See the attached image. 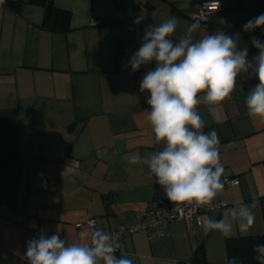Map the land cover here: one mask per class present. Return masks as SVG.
<instances>
[{
	"label": "crops",
	"instance_id": "0c3cea01",
	"mask_svg": "<svg viewBox=\"0 0 264 264\" xmlns=\"http://www.w3.org/2000/svg\"><path fill=\"white\" fill-rule=\"evenodd\" d=\"M202 1L211 0H53L71 13L63 32L41 28V6L23 2L15 12L0 3V264L28 262L27 242L41 234L76 242L88 230L76 223L95 219L108 231L141 217L154 197H166L146 164L129 162L162 147L144 119L147 93L139 88L156 65L133 72L128 62L148 25L175 18L172 39L178 42L196 22L192 15ZM217 1L221 10L200 23L194 39L223 31L248 48L251 60L258 54L252 38L264 42V26L250 32L243 26L264 14V0ZM258 83L241 74L231 99L198 108L204 131L218 133L224 176L239 179L219 196L220 209L201 214L191 228L173 221L167 238L151 239L144 231L127 235L118 258L194 264L192 253L203 245L208 264H228L227 238L203 223L221 218L225 208L251 204L254 196L249 235L264 234V123L245 108Z\"/></svg>",
	"mask_w": 264,
	"mask_h": 264
},
{
	"label": "clouds",
	"instance_id": "9594fccd",
	"mask_svg": "<svg viewBox=\"0 0 264 264\" xmlns=\"http://www.w3.org/2000/svg\"><path fill=\"white\" fill-rule=\"evenodd\" d=\"M144 19L138 17L135 23ZM264 26V14L249 20L243 31ZM177 20L169 18L159 25H148L139 49L130 57L133 72L142 65L155 62L140 82V92L147 93L144 119L155 141L162 145L143 158L132 155L131 164L143 163L163 189L167 199L176 206L214 209V201L224 191V167L220 160V140L216 130L204 131L205 121L198 108L220 105L231 99L241 74L254 75L259 83L245 98L247 114L264 123V42L252 38L258 54L251 60L248 48L223 31L194 39L200 23L190 24L178 42L172 39ZM252 203L225 208L221 218H207L203 227L219 232L227 239L247 237L255 223ZM117 237L99 229L84 230L78 241L69 243L58 233L39 235L27 242L28 264H133L115 253ZM258 264H264V244L253 249ZM228 264H241L232 257Z\"/></svg>",
	"mask_w": 264,
	"mask_h": 264
},
{
	"label": "built area",
	"instance_id": "2783aa9c",
	"mask_svg": "<svg viewBox=\"0 0 264 264\" xmlns=\"http://www.w3.org/2000/svg\"><path fill=\"white\" fill-rule=\"evenodd\" d=\"M220 10L221 4L219 1H202L199 3L195 13H193L192 19L196 22L204 23ZM222 180L225 183L224 190L239 184L238 177L223 176ZM219 196L214 201V209L207 207L197 209L194 206H176L166 197H154L141 217L131 223L119 224L117 227L105 232L117 237L119 245L125 236L138 231L146 232L151 239L167 238L170 235V224L173 221L183 220L186 222L188 228H191L193 224H200L199 216L201 214L217 212L221 207ZM82 225H85L88 230H100L95 219H87L83 223H76L75 227L79 228Z\"/></svg>",
	"mask_w": 264,
	"mask_h": 264
},
{
	"label": "trees",
	"instance_id": "16d2710c",
	"mask_svg": "<svg viewBox=\"0 0 264 264\" xmlns=\"http://www.w3.org/2000/svg\"><path fill=\"white\" fill-rule=\"evenodd\" d=\"M23 2L38 5L43 8V18L41 21L42 29L63 32L69 28L71 13L55 7L53 0H0L1 4L11 8L15 12L19 11ZM175 13L179 15L182 14L181 12ZM115 49L118 51L117 46H115ZM259 201L261 205L262 220H264V197H261ZM258 244H264V234L226 239L225 248L228 261L232 257H238L241 264H258L255 259L256 254L253 251L254 247ZM190 262L194 264H208L205 258L203 245H200L194 250ZM24 264H28V262H24Z\"/></svg>",
	"mask_w": 264,
	"mask_h": 264
}]
</instances>
